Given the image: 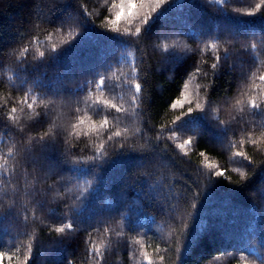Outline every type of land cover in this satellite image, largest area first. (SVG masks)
Here are the masks:
<instances>
[{
    "label": "trees",
    "instance_id": "trees-1",
    "mask_svg": "<svg viewBox=\"0 0 264 264\" xmlns=\"http://www.w3.org/2000/svg\"><path fill=\"white\" fill-rule=\"evenodd\" d=\"M53 2L61 7L68 4L77 6L79 13L90 14L95 23H85L82 29H79L81 32L78 36L75 35L78 31L75 22L66 23L62 29L59 22L57 26H53L46 22L52 19L50 5ZM112 2L113 0H0V104H4L9 96L14 101H19L25 95L23 91L13 87L19 78L25 75L29 80L43 77L45 88H37L30 95H37L42 91H47L51 95L57 91L56 82L58 76L62 75L61 69L66 75H71L61 82L68 94L51 96L55 100L54 104L50 103L45 108L44 104L39 103L41 97L37 95L36 111H44L49 115L45 122L31 129L33 136L37 132L41 134L49 132L50 127L53 132L57 129L61 131L70 129L76 123V116L82 114L73 111L71 98L79 96L83 99L89 95L88 88L92 89V94L100 95L94 85H88L84 91L76 87L77 84L81 86L84 84L82 73H90L97 69L104 73V66L110 64V71L107 72L109 80L106 83L111 87L113 83L119 84L129 76L133 60L139 62L140 53L134 47L128 46L122 36L103 27L110 19L115 18L114 9L111 8ZM260 3L261 0H224L223 3L221 0H169V3L154 15L150 30L157 31L167 20L178 34L167 39L154 38L147 48V52L152 53L150 62L153 67H157V61L160 59L159 49L153 51L152 43L163 45L176 41L181 46L187 45L192 49L201 50L194 56L186 52L185 61L192 63L194 60L199 63L203 59L210 65L215 56L210 47L212 37H219L220 53L223 54V49L228 47L234 54L233 59H236L240 66L236 73L225 72L213 97L219 107L217 113L219 119H228L230 112L237 111L235 100H246L248 95L245 90L243 97L238 96L240 70L247 73L249 82L254 80L256 84H260L259 77L264 75V43L259 40L261 30H264V19L260 18V12L248 15L249 9ZM192 4L195 5L194 8L190 7ZM79 5L86 6V10ZM261 11H264V5L261 6ZM67 13L72 15L68 16L64 11H57L55 15L57 19L73 21L78 19L72 8H68ZM29 18L40 27L33 28ZM131 26L125 25L123 21L119 25L121 29ZM70 32L73 33L72 38L69 36ZM253 33L255 35H252ZM202 37L208 38L207 52H203ZM226 39L230 40L231 44L226 43ZM70 40L74 41L67 46L65 42ZM253 43L256 44L255 48L251 47ZM52 44L64 49L59 52L55 63L47 66V72H42L41 69L45 65L39 57V52L45 51L47 54ZM23 46L28 47L29 64L38 65L37 68L29 67L26 73L20 72L17 67L22 59L20 53ZM231 63L232 60H229V64ZM145 75L151 80V88L148 91L151 96V107L148 115L145 116L141 111L144 105L136 109L141 112V116L135 125L124 121L121 115V120L115 121L117 127L113 128V132L120 131L121 136H114L111 142L118 148L122 140L132 142L135 137L138 146H143L145 140H150L153 146L158 148L157 155L160 157L158 165L151 170V176L142 181L143 188L139 185L125 187L124 180L127 173L145 159L144 156L134 152L121 154L112 157L113 160L103 168L90 170L87 167L90 163L87 157L94 152L97 163L108 159L101 156L103 150L100 149L102 143L107 149L109 144L107 137L103 133L100 136L95 133L89 135L86 126L82 133L70 131L69 140L79 146L74 152L84 159L83 167L61 173L69 181L66 186H61L63 183L61 176H49L46 181L42 179L36 184L33 182V176L24 172L10 171V168L0 169L2 173L0 179L5 181L4 184H0V205H12L21 213L18 218L0 217V251L13 252L15 246L27 244L30 236L35 234L43 242V251L34 249L37 254L31 264H67L69 260L73 264H89L92 253L85 252V249L90 248L87 238L91 228L84 231L83 228L87 225H79L69 247H55L50 244V237L59 234L49 233L48 228L41 224V217L50 216L52 212L57 216L64 213L65 200L69 203L74 202L86 186V182H91L95 190L88 197L90 207L98 212L108 209L119 210L111 213L108 222L99 232H92V239L98 247L101 242H105V247L101 248V252L105 253L102 264H149L142 253L152 256L154 264H176L175 252L169 249L182 245L183 223L190 225V232L181 264H237L238 261L239 264H245V261L252 264V261L264 258V246L260 243V231L264 226V221L261 220L262 210L248 200L246 189L235 183L244 179L236 168L241 167L244 171L248 169L238 162L241 158L233 157L232 152L228 150L227 140L221 144L218 137L203 131L197 136L195 132L197 129L211 131V127L202 118L193 116L178 122L180 131L191 132L181 134L179 138L171 136L170 132L159 127L163 123L171 128L172 122L179 115V108L172 109L170 103L180 94L179 89L184 82L189 83V91L196 89L202 93L207 81L198 74L188 81L187 77L183 76L182 67L178 68L175 79H170V72L156 71L141 73V82ZM126 83L125 81V85ZM228 89L230 91L226 103L224 93ZM124 90L127 98L128 89L125 87ZM104 94L105 98L109 95L115 97V93H109L107 89ZM91 104L92 100H89L88 104L81 103L79 107L85 108ZM112 111L115 113V110ZM89 114L93 115V119H99L98 114L91 112ZM17 115L22 121H27L26 115L20 113ZM2 120L3 116L0 113V121ZM145 120L148 121L147 124ZM8 123L15 129L14 123L11 121ZM125 127L129 128L127 133L123 132ZM189 134L193 136V143L180 148L179 145L187 140ZM19 139L21 137L18 131H13L9 135L0 123V154L7 157L8 149ZM239 139L241 136L238 132L236 140ZM257 139L256 146L249 142L241 144L240 147L259 162L264 159V141H259V137ZM24 142L27 143L26 138ZM0 163H3V160H0ZM13 163L12 158L8 157V164L11 166ZM221 169H226L227 175L218 178L215 172ZM9 176L10 180L7 179ZM227 176H230L231 180H228ZM257 179L259 176L253 179L249 187L253 186ZM57 181L61 183H56ZM212 181L214 182L211 184ZM196 183L200 184L201 192L205 190V186L209 187L200 202L189 200L185 203V196H190V191L197 190ZM54 184L56 187L52 188ZM37 187L52 188L53 192L58 191L63 195L55 198L51 194L40 197L46 201L45 207L42 210L36 209V217L33 220V204L30 201ZM145 191L150 192V197L144 195ZM192 203H199L194 217ZM129 211L131 218L124 222L119 213ZM25 214L29 217L27 222L24 221ZM171 216L176 219L173 221ZM53 223L56 227L60 226L59 221ZM87 223L92 224L93 221L88 220ZM129 224L136 228V231L130 232ZM204 225L208 226L206 233L201 232ZM95 226L101 227L98 224ZM105 229L110 231L105 232ZM17 232L20 233L19 236L16 235ZM118 232L122 235L117 236ZM145 232L147 235H143ZM16 256L20 257L19 261ZM159 256H164V260H159ZM22 259V254L17 253L11 262L5 257L0 264H20Z\"/></svg>",
    "mask_w": 264,
    "mask_h": 264
},
{
    "label": "snow or ice",
    "instance_id": "snow-or-ice-1",
    "mask_svg": "<svg viewBox=\"0 0 264 264\" xmlns=\"http://www.w3.org/2000/svg\"><path fill=\"white\" fill-rule=\"evenodd\" d=\"M223 3L224 0H221ZM169 3V0H113L111 8L114 9V19H110L106 25L103 27L111 29L112 33L122 36L126 41L127 45L134 47L140 53V60L137 62L133 60L130 64V74L124 78V81H121L119 84L113 83L111 87L106 83L109 80L107 72L110 71V64L105 65V72L101 73L100 71L95 70L90 73H82L84 76L83 86L77 84V88L80 91H84L88 85H94L95 89L100 93V95L92 94V89L88 88L89 95H86L81 99L79 96H73L71 98V103L73 104V111L76 113H82L76 116V123L71 126L70 129H65L61 131H51L44 132L41 134L37 132L35 136L31 134V129L38 127L43 122L49 113L44 111H36V101L37 95L41 97L39 103L44 104L45 108L48 104H54L55 100L51 96H58L62 93L67 95L66 88L62 85V80L70 78L71 75H66L64 70L61 69L62 75L58 76L57 79V91L52 92L51 95L47 91H42L37 95H30L34 92L35 89H44L43 77H38L34 80H29L25 75L23 78H19L17 84L13 87L18 91H23L25 95L20 98L19 101H14L11 96H9L4 104H0V113H2L3 120L0 123L3 124V127L8 131L9 135L13 131H18L21 139L17 140L16 144L8 149V156L5 157L0 154V160H3V163H0V169L10 168V171H21L26 175L33 176V182L39 184L43 179L47 180L49 176H61V181L56 183H61V186H66L69 181L61 175V173L66 171H71L74 168L83 167L82 160L84 159L79 154L74 152L79 146L73 144L68 136L70 131H79L83 132L85 126L89 135L95 133L97 136H100L102 133L107 137L109 144L107 149L105 144L100 145L101 156L108 157V159L102 163H97L95 152L93 155L88 156L87 160L90 162L88 164V169H101L105 165H108L113 158L121 154L129 153H138L145 157L135 168L129 171L125 177L124 184L125 187H137L138 185L143 188L142 181L151 176V170L156 168L158 165V160L160 157L157 155L158 148L154 147L150 140H145L143 146H138L135 143V137H133L132 142L121 141L118 148L115 144L111 143L113 137H120L121 132H113V128L117 127L115 121L121 120V115L124 121L135 125V123L140 119L141 112L136 111L140 105H144L141 110L145 116L148 115V110L151 107V96L148 94L149 89L151 88V80L146 75L141 82V73H153L156 71H167L171 73L170 79H175L178 74V68L182 67L184 75L188 81L192 79L195 75H200L202 79L206 80L207 83L201 93L199 90L194 89L189 91V83L184 82L182 88L179 89L180 94L176 96L170 103L172 109L179 108V115L176 116L175 121L172 122V127L169 128L165 124H160V129L167 130L171 133V136L179 138L181 134L191 133L180 131L178 129V122L182 121L184 118L193 116L197 118H202L206 121L210 127L211 131H208L203 128L197 129L195 132L197 136L201 132H207L209 135L218 137L220 143L223 144L227 140V147L230 152H232L233 157L241 158L239 163L244 164L248 171H244L243 168L237 167L236 171L240 172L244 177L243 181H236L235 183L246 189V195L248 200L251 201L255 206L261 208V220L264 221V159L259 162L250 155L248 151L241 149V144H248L251 142L253 146H256L259 141H264V75L259 77L260 84H256L254 80L249 82L247 73L242 69L239 73L238 78V87L240 91L238 92L239 97L245 95V90H247L248 95L247 99H236L235 106L237 111L230 112L228 119L220 120L217 113L219 112V107L214 100V95L217 92L220 81L224 76L226 71L236 73L240 67L236 59H233V53L230 52L228 47L223 49V54L220 53L219 45L221 40L219 37H212L211 50L215 53L214 59L211 64L208 65V62L201 60L199 63H196L194 60L192 63H188L184 60L186 52H190L193 56L199 53L200 49H192L187 45H179L176 41H172L171 44L164 43L163 45L152 43L153 51L159 49L160 59L157 61V67H153L150 62V57L152 53L147 52L149 43H151L154 38L159 40L161 38L167 39L170 36H176L178 33L176 29L165 20L160 28L157 31H151L152 21L154 15L164 8ZM264 5V0H261L260 4H257L255 8H251L248 11V15H255L257 12H260V18L264 19V11H261V6ZM79 7H85L84 5H79ZM190 7L194 8L195 5L192 4ZM72 8L73 12L76 13L78 19L75 21L69 19H57L55 13L57 11H64L68 16H71V13H67V9ZM50 11L52 12V19L46 21L47 23L57 26L59 22V27L62 29L66 23L75 22L78 25V31L75 34L78 36L82 29V26L85 23H95L91 18L90 14H81L78 11L77 6L71 4L64 5L61 7L53 2L50 5ZM121 21L125 25H132L131 27H125L121 29L119 27ZM33 28H39L40 25L31 21ZM175 24L177 22H174ZM252 35H255L253 33ZM70 38L73 37V33H69ZM38 40V37H36ZM75 40V39H74ZM74 40L66 41L65 44L68 46ZM259 40L261 43H264V30H261ZM203 52L209 50V42L207 37H202ZM226 43L231 44L230 40H225ZM31 43V41H29ZM251 47L255 48L256 44L253 43ZM64 49V48H63ZM58 48V45L52 44L51 50L46 54L45 51L39 52V57L43 60L45 67L41 69L42 72H47L48 65L55 63L58 54L61 50ZM28 47L23 46V50L20 53L22 59L17 64V67L20 72L26 73L29 67L37 68L36 64H29L27 60ZM229 60H232V63L229 64ZM119 63V60L116 61ZM253 77L255 73L252 74ZM97 76L99 77L97 79ZM91 77V78H89ZM125 81L127 82L125 85ZM242 82V83H241ZM127 88V98L124 88ZM199 86H197V89ZM105 89L109 93H115V97L109 95L108 98H105ZM117 89H120L117 91ZM255 89V91H252ZM228 91L225 90V102H228ZM29 100L31 102H29ZM92 100V104L88 107L81 108L79 105L81 103L88 104V101ZM127 105V107H125ZM30 110V111H26ZM112 110H115L113 113ZM92 114H98L99 119H93ZM17 113L27 116V121H22ZM110 117L112 118L110 120ZM9 121L15 124V129H12L9 125ZM147 120L145 123L147 124ZM139 130V129H137ZM129 131L128 127L123 129V132L127 133ZM239 132L241 139L236 140V134ZM159 135V133H157ZM24 138L27 139V143L24 142ZM158 143V141H157ZM193 136L188 135L187 140L179 145L180 148H184L185 144H192ZM233 149H235L233 151ZM110 150V151H109ZM8 157L12 158L14 163L10 166L8 164ZM19 157V159H17ZM2 175V173H0ZM212 173H209L211 177ZM222 175L226 176V169H221L220 171L215 172L216 177H221ZM259 176V179L256 180L255 184L249 187L253 179ZM7 179H11L9 176ZM228 180H231L230 176H227ZM214 181L211 182V184ZM5 181L0 179V184H4ZM15 186L13 185V188ZM54 184L52 188H55ZM200 184L196 183V191H190V196H185V203H188L189 200H194L200 202L202 195L208 189L209 186H205V190L201 192ZM52 188H42L37 187L33 194L32 200L30 201L33 204L32 218L33 220L36 217V209H44L46 201L40 197H47L48 195H53V198L62 193L53 192ZM95 190V186L91 182H86V186L81 191L80 195L76 197V200L72 203H69L67 200L64 202L65 212L57 216L54 212L50 216L41 217V224L48 228L49 233H58L59 235L50 237V244L55 247H69L71 241L75 236V232L79 225H87L83 228L84 231H88V228H91V231L88 232L87 243L90 245V248H86L85 252L92 253V260L89 264H102L104 259V252H101V248L105 247V242H101L100 247L97 246L96 242L92 239V232H99L101 228L108 222V219L111 217L113 211L118 212V209H108L97 211L94 208H91L88 201V197L91 195V192ZM144 195L150 197V192L145 191ZM199 204V203H198ZM197 203H192L191 207L194 213L197 210ZM27 210L25 209V212ZM85 213H87V219H85ZM106 213V214H105ZM123 218L124 222L130 220V211L128 213H119ZM20 212H17L12 205H0V217L7 219L10 216L19 217ZM173 221L176 219L174 216L170 217ZM29 220L28 215H24V221ZM92 220V224H88L87 221ZM53 221H59L60 226L56 227ZM100 225L98 228L95 225ZM142 227V226H141ZM182 227L184 229L182 234V245L178 247L170 248V251L175 252L176 264H181L182 255L184 250L187 248V240L190 232V225L188 223H183ZM129 229L131 231H136L131 224H129ZM208 226L204 225L201 229L202 233H206ZM110 229H105V232H109ZM27 230L25 231L26 234ZM17 236L20 235L19 232L16 233ZM117 236L122 235V233H116ZM147 235V233H143ZM200 239L198 235L197 240ZM142 243V237L140 238ZM260 243L264 246V226L261 227L260 231ZM43 251V242L42 240L33 234L30 236L27 244H20L19 246L14 247L13 252H4L0 251V261H3L5 257L11 262L13 256L17 253L22 254L23 259L20 264H31L34 256L37 254V251ZM226 251V250H225ZM145 258L149 261V264H154L152 256H148L146 253H142ZM135 255V254H134ZM16 259L19 261L20 257L16 256ZM159 260L163 261L164 256H159ZM67 264H73L71 260ZM239 264V261L237 262ZM245 264H248L245 261ZM252 264H264V258L259 260L252 261Z\"/></svg>",
    "mask_w": 264,
    "mask_h": 264
}]
</instances>
